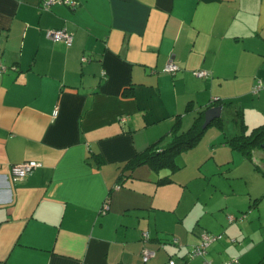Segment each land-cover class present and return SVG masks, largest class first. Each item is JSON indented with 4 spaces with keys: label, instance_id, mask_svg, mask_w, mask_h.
<instances>
[{
    "label": "crops",
    "instance_id": "0c3cea01",
    "mask_svg": "<svg viewBox=\"0 0 264 264\" xmlns=\"http://www.w3.org/2000/svg\"><path fill=\"white\" fill-rule=\"evenodd\" d=\"M43 1L0 0V264H258L264 233L245 240L223 223L240 207L222 204L212 223L185 216L178 198L194 200L201 181L219 186L230 172L249 198L247 178L264 193V151L249 160L227 143L241 126L264 125V0H72L42 10ZM50 30L72 42L49 40ZM168 63L179 71L164 72ZM215 102L231 103L222 115L230 111L235 135L207 129L174 172L124 168ZM30 161L41 167L13 182L12 166ZM204 232L221 239L188 258ZM143 249L155 256L145 262Z\"/></svg>",
    "mask_w": 264,
    "mask_h": 264
},
{
    "label": "rangeland",
    "instance_id": "374dc122",
    "mask_svg": "<svg viewBox=\"0 0 264 264\" xmlns=\"http://www.w3.org/2000/svg\"><path fill=\"white\" fill-rule=\"evenodd\" d=\"M222 122L224 124V129H227V131H229L231 135H235L238 132L235 124L233 123V116L230 114V111L229 113L228 111H224L222 115ZM232 129H233V132H232ZM210 130H215V132L220 131L218 127L216 126L210 127ZM259 175L260 176H258L257 179H259V182L261 181L264 183V177H262L261 174ZM226 178L227 179L225 181H221L222 183L221 185L219 184V186L217 185V179H214L212 181H207V180L201 181L200 182L201 184L197 185V187H195L193 190L194 193H197L196 194L197 196L194 198V200L192 198L195 196V194L193 197L189 196L188 193H185L184 197L182 198L180 196L178 200L181 201L182 205L186 206V207L183 206V208L186 209V211L187 209H189L187 211L188 213H186L185 216L189 214V217H190L191 214L193 215L198 214L200 218H204V219L206 218L213 223L214 221H216V219L218 221L222 219V213L221 211H219L222 204L225 203L228 205V207L230 205L231 206L233 205V207L235 208L240 207L239 210H237L236 212V215L238 214V216L231 215L235 221L231 222L232 224H230V226L237 227V228L239 226L242 233H244L243 237L246 238L245 240L259 239L260 233L262 234L264 233V229H259V227H261V225L264 224V218L262 220V223L260 224L257 221V218L254 216V214H258V211H257L258 208L261 210L264 207V200L261 199L264 197V193L261 192V189L257 183H251L253 181L247 178L249 181L248 186H250V189H252L254 195H256V196H253V198H249V195H246L247 189L245 187L243 180L241 182L231 172L228 175H226ZM196 182L191 183L190 185H193V184L195 185ZM232 191H234V193ZM186 198H188L187 201H186ZM255 199H261V201L258 207L252 208L250 207L251 201ZM231 200H234V201H231ZM193 202L195 203V207H194ZM192 207H194L193 210L191 209ZM203 210H204V213L206 212L208 214L207 215H205L204 213L199 214ZM261 213L263 214L264 212L261 211ZM189 217L184 218L185 223H187V221L190 220ZM199 217L196 218L195 220L199 221L200 220ZM224 220H225L223 222L224 225L227 224L225 226H228L229 224L228 218L226 219L224 216ZM257 232L258 234L256 235Z\"/></svg>",
    "mask_w": 264,
    "mask_h": 264
},
{
    "label": "trees",
    "instance_id": "16d2710c",
    "mask_svg": "<svg viewBox=\"0 0 264 264\" xmlns=\"http://www.w3.org/2000/svg\"><path fill=\"white\" fill-rule=\"evenodd\" d=\"M218 104L223 108L231 105V103L226 102H219ZM215 105L216 102L212 103L207 109ZM206 110H202L198 113L192 126L185 132L179 133V125L176 123L171 131V140L165 147L162 149L158 148L157 145L150 147L148 150L137 154V156L129 161L124 168L134 170L141 166H147L155 172H159L160 170H170L174 172L177 169L175 158L178 155L193 149L202 139L206 130L213 125L217 126L219 129L223 128L222 117L211 122L205 129L203 128L204 113ZM236 116L240 119L242 117L241 111L236 112ZM227 143L233 150L240 151L250 160L252 151L254 149H259L264 143V125L255 128L251 132H247L244 126H241L240 133L229 138ZM170 180V176H167L160 179L158 184H166ZM258 264H264V258Z\"/></svg>",
    "mask_w": 264,
    "mask_h": 264
},
{
    "label": "built area",
    "instance_id": "2783aa9c",
    "mask_svg": "<svg viewBox=\"0 0 264 264\" xmlns=\"http://www.w3.org/2000/svg\"><path fill=\"white\" fill-rule=\"evenodd\" d=\"M55 3L64 4L67 6L76 5V3L72 0H44L41 4V9L42 10H48L49 7ZM46 37L53 42H64L67 44H70L72 42V35L66 33L63 30L47 31ZM83 61H85V59H83ZM6 71H7L6 68L0 66V73H5ZM163 71L168 73V74L174 75L177 71H179V67L177 65H175L174 63H168L165 66ZM193 75L197 78L204 79V78H207L210 74L206 71H195V72H193ZM260 88H261L260 84L256 85L254 87L253 93H257L260 90ZM40 167H41V164L38 162H34V161L14 165L11 168L12 181L13 182L22 181L29 173H31L32 171H34ZM116 188L119 189V186H117ZM263 200H264V198H263ZM107 209H108L107 206L104 207V210H107ZM228 220H229V222H232L234 219L232 217H229ZM143 239L144 240L149 239V236L147 233L143 234ZM220 239H221V236H215V235L209 234L207 232H204L200 236L199 243L196 246H194L191 249V251L189 252L188 258L191 259V258H195V257L204 256L206 254V250L208 249V247ZM154 256H155L154 251H151L148 249H143L142 258L145 262L148 261L149 259L153 258ZM234 262H236V260H234L233 262L226 263V264H232ZM169 264H175V263L173 260H170ZM184 264H187V262H185Z\"/></svg>",
    "mask_w": 264,
    "mask_h": 264
},
{
    "label": "water",
    "instance_id": "95a60500",
    "mask_svg": "<svg viewBox=\"0 0 264 264\" xmlns=\"http://www.w3.org/2000/svg\"><path fill=\"white\" fill-rule=\"evenodd\" d=\"M222 107H213L205 111L204 113V124L205 129L211 122L222 117ZM260 149L264 151V143L260 146Z\"/></svg>",
    "mask_w": 264,
    "mask_h": 264
}]
</instances>
